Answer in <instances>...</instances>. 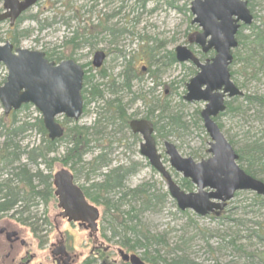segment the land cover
<instances>
[{
    "label": "rangeland",
    "instance_id": "374dc122",
    "mask_svg": "<svg viewBox=\"0 0 264 264\" xmlns=\"http://www.w3.org/2000/svg\"><path fill=\"white\" fill-rule=\"evenodd\" d=\"M105 1L108 0H39L14 27L10 28L7 23L0 24V45L5 41L12 43V38L15 36L18 41L15 47L42 52L48 57L58 54L57 57L72 59L78 65L87 67L84 70L87 72L93 70L91 60L94 52L102 50L106 58L99 71H104L107 78L101 79L98 73L89 72L95 76L94 82L100 85L113 80L120 83L119 73L124 60L133 61L135 70L140 76V83L133 82L132 90L135 92L142 89L143 94L151 90L150 93L154 97L169 101L172 111L180 115V127L183 129L176 130L173 136L166 139H159L156 136V147L174 183L186 193H192L195 188L191 186L190 190H186L181 174L175 173L169 167L163 143H171L180 157L191 158L196 163L208 158L209 138L199 117L204 105L187 104L182 100L186 84L197 71L190 63H175L160 68L161 71L154 74L158 64L155 62L152 64L155 58L165 57L167 53L173 54L178 46H185L199 54L198 47L189 43V39L193 40L200 32L196 25L191 24L192 0H110L111 3L108 1L103 6ZM169 2L171 5H167ZM253 3L255 5L253 16L256 17L253 24H257L260 18L264 17V0H254ZM1 4L0 1V11ZM135 5L139 7L143 5V8L131 12ZM116 7H123L124 12L122 11L121 15L112 21L110 16ZM12 31H14L13 35ZM74 33L86 39L85 44L77 49L64 44ZM248 33L246 29L242 30L243 35L246 36ZM153 46L159 50V54L151 59L147 52L148 48ZM233 71L235 74L232 82L244 95L262 94L263 74H258V80H251L237 63L230 67V73ZM5 78L6 70L2 67L0 86ZM131 97L132 95L126 96L123 101L127 103V114L131 118H143L147 107H144L140 100L136 99L132 102L133 97ZM104 99H110L107 93L104 94ZM227 103L237 107V111L218 116L216 123L236 154L245 157L246 147L251 140L260 138L264 140V107L246 105L242 102V98L230 99ZM101 104L102 102H99L88 106L86 113L76 123L65 120L63 116H58L56 120L65 131L74 124L92 127L100 113L97 105L101 106ZM15 113L16 126L23 123L36 125L37 120L41 118L39 112L32 106ZM3 116V108L0 104V117ZM8 120L11 122L12 114L9 115ZM113 129V127L106 128L107 134L103 141L91 144L89 152L83 157L86 164L77 165L71 170L69 166L63 167L60 162H55L52 164L50 174L53 176L59 170L66 169L73 177L75 175V182L79 187L99 183L102 179L98 176L99 173L88 175L87 172L92 168L89 164L100 153L103 155V160L110 162V168L120 165L123 169L133 168L127 178L126 188L132 189L147 184L157 199L150 209L144 211L139 209V202L130 203L137 210L130 213V216H136V219H132V225L136 224L137 230L147 233L162 243L161 245L150 243L147 252L145 249H140L128 253L123 249L124 252L138 256L145 264H151V259L160 264L157 258L162 260L183 258L184 264H264L261 256L264 252V207L256 202L253 193L239 192L218 216L210 214L206 217H198L191 211L183 214L170 198L165 181L139 155V143L130 131L124 129L115 133ZM1 132L0 150L5 135L4 130ZM16 140L19 141L21 148L30 149L40 143L41 137L33 131H28L19 134ZM66 145L67 140L57 143L56 152L50 156L51 159H60L65 154ZM21 162H26V156L21 157ZM241 169L244 170V167ZM102 172H106V169ZM43 174H46V170ZM259 175L264 183V173ZM124 191H118L119 196L114 193L107 195L109 201L118 205L119 215L123 211H128L130 207L125 200L122 203L118 200ZM94 205L100 215L95 239L89 237L88 230L75 223H67L59 217L60 210L57 208L55 198L48 200L45 205L40 203L30 208L33 215L47 222L44 225L47 239L44 238L42 243L33 236L29 227L15 222L11 214L1 216L0 227L16 231L20 240L12 245L6 241L4 234H0V264H25L28 260L30 264H54L51 251L60 238L71 257V264H83L89 259L95 260L97 264L103 261L105 264H123L116 253L121 247L116 244V238L111 237L109 226L112 224L107 209L104 205ZM41 220L38 224L42 222ZM12 248L16 253L13 263ZM102 250H106L105 254L101 253ZM259 257L262 259L260 260Z\"/></svg>",
    "mask_w": 264,
    "mask_h": 264
},
{
    "label": "water",
    "instance_id": "95a60500",
    "mask_svg": "<svg viewBox=\"0 0 264 264\" xmlns=\"http://www.w3.org/2000/svg\"><path fill=\"white\" fill-rule=\"evenodd\" d=\"M37 1L2 0L0 23L8 20L12 27ZM190 13L193 17L191 24L200 30L194 37L195 44L203 53L212 50L214 57L201 64L186 47L178 46L174 49L175 60L177 63L191 62L198 69L186 85L183 100L204 104L200 118L210 140L207 151L211 157L195 163L190 158H181L174 145L164 142L163 146L170 167L189 180L196 188L195 192L185 193L171 180L156 150L150 122L132 120L128 127L132 134L141 137L140 156L165 180L169 196L177 208L205 217L214 212L217 215L238 192H251L264 198V183L238 167V156L213 120L225 110L224 98L243 95L230 80L228 68L232 62L231 51L237 47L235 36L241 26L252 24V15L244 0H193ZM103 60L104 54L96 52L92 66L99 68ZM0 64L7 71L6 80L0 87V104L5 115L22 105H32L41 114L43 128L51 141L63 135V129L55 122L57 116L63 115L73 122L79 120L83 111L81 89L84 74L72 60L55 65L48 62L41 52L14 49L6 42L0 46ZM52 185L57 207L61 210L59 216L96 233L98 210L87 203L70 172L63 169L56 172ZM15 236V233L7 234V241L16 242L18 239ZM117 253L124 263L144 264L136 255L125 254L122 250H117ZM52 255L64 256L62 264H69L70 258L62 246L56 248Z\"/></svg>",
    "mask_w": 264,
    "mask_h": 264
},
{
    "label": "trees",
    "instance_id": "16d2710c",
    "mask_svg": "<svg viewBox=\"0 0 264 264\" xmlns=\"http://www.w3.org/2000/svg\"><path fill=\"white\" fill-rule=\"evenodd\" d=\"M253 1L254 0H248V7L252 14L253 7L255 6ZM167 5H171V3L169 2L167 3ZM253 18L254 20L256 19L255 16H253ZM21 20L22 17L18 19L17 23H19ZM243 29L249 31L246 36L242 34ZM13 32L14 31H12V35ZM80 37L82 36H77V33H74L71 38L66 39L64 44H69L74 49H77L78 45L75 44V42ZM236 40L238 42V46L233 52L232 66H235L236 63L238 65H241V69L246 73L247 77L250 76L251 80H258V74L264 75V17L260 18L257 24L252 23V25L248 28L242 27L237 34ZM17 42L18 41L16 40L15 36H13L12 44L17 45ZM158 52L159 50L155 46H153L148 48L147 54H149L151 59H154L155 55L159 54ZM47 59L49 61H52L51 57L47 56ZM153 62L158 64L154 71L155 74L161 71L160 68L175 64V59L172 53H167L165 57L155 58L154 60H152V64ZM97 73L101 79L107 78L104 71H97ZM233 74H235L234 71L233 73H230L231 78L233 77ZM121 79L122 80L119 84H115L112 82L111 84H105V88H107V90L109 88L113 90L110 91L113 97L106 100L104 99V88L100 89L98 88V86H93V77H84L82 89L84 113H86L88 106H90L91 104L102 102L101 106L97 105V110H100V113H98V119L104 113L102 118H105L106 121L105 128L96 131L95 127L97 126V122L96 126L94 127L78 126L74 124L72 128L68 129L67 131H64V134L61 139L57 141H49L46 138V133L43 129L40 120H37L36 125H30V127H36L37 131L45 136L46 140L44 139L45 141L43 143L47 144L46 150H51L52 152H55L56 149L54 146L60 141L67 140V145L65 148V158H63V160L57 158L49 159V161H47L48 167L46 169L48 175L43 176L41 173L37 175L38 178L43 179L41 183L45 185L46 192L36 191L33 184H31L30 186L26 185L25 187L19 190H13L11 185L13 179L11 180L8 176L3 175V170H7V168L10 167L11 164L12 171L9 170V172L12 173V178H15L17 175H19L18 172L21 171L19 167L13 166L14 164L11 163V161L7 160V153L12 152V155L14 156L15 153L19 151V147L15 143H13V140L19 134L25 131V125H15L16 113L12 114L11 122H8L9 117H0V127L2 130L5 131V134L7 135V138L5 139L2 145L3 148L0 150V200L4 201L0 205V209H8L9 207L10 210L11 207L13 208L14 206H16V204H18L19 208H25L23 200L26 199L27 201H33L37 197H42L43 201L47 203L48 200L53 198L50 174L53 163L60 162L63 167L69 166L71 170H74L75 165L81 163L83 157L89 152L91 144L103 141L104 137L106 136L105 130L107 127H115L119 130L118 133L120 131H123L124 129L128 130L127 125L131 117L127 114L125 104L123 103V99L125 97H121L124 93H126L125 95L128 97L129 95H132L133 98L131 97V101H134L136 99L140 100L145 106H148L150 108V110L143 118L153 122L154 132L159 139H166L168 137H171L175 134L176 130L180 128L183 129L182 127H180V115L175 114L172 111L169 101H162L160 98L154 97L152 93H150L151 90L144 94L142 93V89L139 91L135 90V92L132 90V83L137 81L139 84L140 76L136 72L135 67L133 63H131V61L127 62V66L125 67V70L122 73ZM242 102L246 105H260L264 107V93L244 95L242 97ZM27 107L28 106H24V108ZM226 109H229V113H235L237 111V107L230 106V103L226 104ZM98 119L96 120L98 121ZM93 130L94 133H91ZM133 138L138 140L136 136H133ZM261 141L262 140L259 139L258 141H254V143L249 144L246 147L247 155L245 157H243L241 154L238 155V165L240 166V168L244 167V172L247 175L259 180H261L259 173L264 172V140L262 142ZM4 153H6V156ZM102 160L103 155L100 153L97 157L93 159L92 163L89 165H98ZM132 171V167H129L124 170L122 169V177L118 178L116 176L117 171L113 170L105 175L106 177L102 182L90 184L86 187L82 186L81 189L84 193L85 198L90 203L100 204L106 207V212L109 216L108 218L110 219V223L112 224L109 226L112 232L111 237L112 239L117 237V245H119L128 253L140 249H145V252H147V250L149 249L148 246H150L149 244H159V240L147 235V233L145 232L137 230V225H132V219H136V217L130 216V213L123 212L119 215L118 209H116V205H113V203L107 198V195L112 193L114 190L122 189L123 181H125L129 177ZM22 173L23 172L21 171V174ZM30 177L31 175L26 176L25 179L28 180ZM110 177L112 178V180H108V178ZM183 182L185 189L190 190V183L186 180H184ZM145 185L146 184L139 185V187L133 190L131 193V199H134L135 201L140 203L139 209L141 208V211L150 209L153 202L157 199L152 193L148 191V189H146ZM124 194L125 193H123L122 197L118 199L121 203L124 200ZM256 199V202L261 204V206L263 207L264 199L258 197H256ZM25 203L27 204V202ZM111 208H113V210ZM12 210L14 211H12V215H10L11 218L18 224L29 227L33 236L36 239H41L39 235L42 233V228L44 227V225L47 224V222L44 220L39 223V225V221L36 219V217L31 215V213L28 211V208H25V210ZM129 210L131 209L129 208ZM183 214L187 213L184 212ZM1 216L3 215L0 214V217ZM262 254L263 255L261 256L264 260V252ZM262 258H260V260ZM172 260L174 261H160V264H182V262H185L183 258H177L176 260ZM91 261L92 259H89L83 264H93ZM101 264H105V261H103ZM151 264H157V262L154 259H151Z\"/></svg>",
    "mask_w": 264,
    "mask_h": 264
},
{
    "label": "bare ground",
    "instance_id": "6f19581e",
    "mask_svg": "<svg viewBox=\"0 0 264 264\" xmlns=\"http://www.w3.org/2000/svg\"><path fill=\"white\" fill-rule=\"evenodd\" d=\"M109 2H110V0H108ZM108 1H105V3L103 4V6L104 5H106V3L108 2ZM111 3V2H110ZM134 7V6H133ZM127 8H129L128 6H127ZM131 8V7H130ZM140 8H143V5L142 6H136L135 5V8H133L132 9V11L131 12H134V10H136V9H140ZM124 12V9H123V7H116L115 8V11H112L113 13H111V16H110V19L113 21V20H115V19H117L120 15H121V12ZM85 39H83V37H80L79 39H77L76 40V42H75V44H77L78 45V47H80V45H84L85 44ZM236 43H237V46H238V42L236 41ZM54 57H51V60L54 62V63H60V62H62L63 60H65V59H62V57H57L58 56V54L56 55V54H54L53 55ZM127 62H128V60H124V64H123V66H122V68H121V71H120V73H119V76L121 75L122 76V73L124 72V70H125V67L127 66ZM131 63H133V61H131ZM176 63V62H175ZM91 67H92V65H91ZM0 68H2V66L0 65ZM87 67H84V70L86 69ZM92 69L93 70H90L91 72H96L97 73V71L98 70H96V69H94V67H92ZM89 72V71H88ZM87 71H85V75H84V77L85 76H89V77H93V82H92V85L93 86H98V88H104V90H105V93H107V95H109V97L110 98H112L113 96H112V94L110 93V91H113L111 88H109L108 90H107V88H105V83L103 84V85H100L99 83H95L94 82V78H95V76L93 75V74H90V73H88ZM98 75V74H97ZM121 76H120V78H121ZM100 77V76H99ZM122 80V79H121ZM112 83H115V84H119V83H116V81H111ZM111 82L109 83V84H111ZM262 93H264V90H263V92ZM126 93H124L121 97H126V95H125ZM123 101H124V99H123ZM133 102V101H132ZM125 104V107H126V109H127V103L125 102L124 103ZM191 104H193V103H191ZM143 106L144 107H147V111H146V114H147V112L150 110V108L148 107V106H145L144 104H143ZM225 107H226V105H225ZM29 108V106L27 107V108H21V110H26V109H28ZM228 110V111H227ZM102 112V111H101ZM229 113V109H226L225 108V110L222 112V113H220V114H218V116H220V115H222V114H224V113ZM145 114V115H146ZM144 115V116H145ZM96 122H97V126H96ZM24 125H25V131L24 132H35L38 136H40L41 137V141H40V143L38 144V145H36V146H33V147H31L30 149L29 148H27V147H24V148H21V145H20V143H19V141H17L16 140V138H14V140H13V143H15L18 147H19V151H17V153H15V155L13 156L12 155V152H8L7 153V160H9V161H11V163H13L14 165L13 166H16V167H19V169L23 172L22 174H21V171H19L18 173H19V175H17L15 178H12V173H10L9 172V170H11L12 171V164L10 165V167H8L7 168V170H3V175H6V176H8L11 180H12V183H11V185H12V189L13 190H19V189H22L23 187H25L26 185H31V184H33V186L35 187V190L36 191H44V192H46V188H45V185L43 184V183H41L42 181H43V179L42 178H38L37 177V175L39 174V173H41L43 176H47L48 175V172H47V167H48V163H47V161H49V159H51V155L52 154H54L51 150H46V143H43L46 139H45V136L43 135V134H41L40 132H38L37 131V129H36V127H30V125L29 124H27V123H23ZM19 126V125H18ZM94 126H96L95 127V129H96V131L97 130H101V129H103V128H105L106 127V121H105V118H99L98 119V121L96 120L95 122H94V124L92 125V127H94ZM91 127V126H90ZM110 127V126H109ZM108 128V127H107ZM114 129H113V131L115 132V133H118V132H116V131H118V129H116L115 127H113ZM36 129V130H35ZM2 131V129H1V127H0V132ZM106 131V130H105ZM23 132V133H24ZM91 133H94V130L91 132ZM0 134H2V132L0 133ZM107 133L105 132V135H106ZM207 134V133H206ZM208 136V135H207ZM93 137H95V136H93ZM7 138V135L5 134L4 136H3V141H5V139ZM45 139V140H44ZM259 139H257V140H255V141H258ZM260 140H262L263 141V138H260ZM261 141V142H262ZM209 142H210V140H209ZM251 143H254V141L253 140H251ZM250 143V144H251ZM209 144V143H208ZM231 146V145H230ZM55 147V149L57 148V144L54 146ZM232 147V146H231ZM3 147H1V149H2ZM36 149V150H35ZM233 149V148H232ZM235 152V151H234ZM5 154V156H6V153H4ZM235 154H236V152H235ZM207 155H208V158L207 159H209L210 157H211V155L208 153V151H207ZM237 155V154H236ZM26 156V164L25 163H22L21 162V157H25ZM238 156V155H237ZM50 157V158H49ZM63 158H65V154H63L62 155V157L60 158V160H63ZM182 158V157H181ZM191 159V158H190ZM202 161V160H201ZM22 163V164H21ZM168 163H169V161H168ZM83 164H86L85 162H84V159H82V162L81 163H78V164H76L75 166H77V165H79V166H81V165H83ZM164 165V164H163ZM92 167V168H91ZM90 168L91 169H88V175L89 174H96V173H99V177H101L102 179H101V181L100 182H102L104 179H105V175L106 174H108L109 172H111V171H113V170H116L117 171V174H116V176L118 177V178H121L122 177V169H123V167L120 165V166H117V167H111L110 168V162L108 161V160H102L98 165H96V164H94L93 166H91ZM169 167H170V165H169ZM103 169H106V172H102V170ZM46 170V174H43V172ZM124 170V169H123ZM262 173H264V172H262ZM261 174V173H260ZM24 175V176H23ZM29 175H31V177L27 180V179H25V177L26 176H29ZM35 176H36V178H35ZM32 177H34V178H32ZM51 177H52V175H51ZM108 180H112V178L110 177V178H108ZM256 180H258V181H261V180H259V179H256ZM126 181H127V179L125 180V181H123V185H122V189H121V191L122 190H125L123 193H125L124 194V200H125V203H127L130 207V209H133V210H129L128 209V211H123V213H131L132 211H134V210H136L135 209V207H133L130 203H135V202H137V201H135L134 199H131L132 197H131V193H132V191L133 190H135V189H137L139 186H137V187H135V188H132V189H129V188H126ZM262 182V181H261ZM30 183V184H29ZM91 184H93V183H91ZM167 185V184H166ZM146 186V189H148V191L150 192V193H152V190H150L151 188H149V186L146 184L145 185ZM191 186H193V185H191ZM194 187V186H193ZM195 188V187H194ZM10 189V188H9ZM118 191H120V190H114L112 193H114V195L115 194H118V196H119V193H118ZM122 193V194H123ZM122 194H121V196L119 197V199L122 197ZM153 194V193H152ZM26 200V199H25ZM25 200H23L24 201V204H25V208H28V211L31 213V211H30V208L31 207H34V206H37L38 204H42V205H45L46 204V202L45 201H43V198L42 197H37V198H35V200H33V201H25ZM4 201L3 200H0V205L3 203ZM25 202H27V204L25 203ZM112 204V203H111ZM113 205H116V209H118L119 207H118V205L117 204H113ZM264 207V206H263ZM262 207V208H263ZM25 208H19V206H18V204H16V206H14L13 208L11 207V209L9 210V207H8V209L7 208H5V209H0V214L1 215H6V214H12V211H14V210H12V209H17V210H25ZM112 210H113V208H111ZM119 210V209H118ZM137 211V210H136ZM139 212V211H138ZM31 215H33L32 213H31ZM33 216H35V215H33ZM36 217V216H35ZM136 217V216H135ZM36 219L40 222V220L41 219H39V218H37L36 217ZM42 221V220H41ZM117 232V231H116ZM118 233V232H117ZM111 234H112V232H111ZM117 238V237H116ZM159 243H160V245H161V241H159ZM157 260L158 261H161L162 260V258H157ZM171 261H174V260H172V259H170ZM176 260V259H175ZM184 260V259H183ZM162 261H168V260H162ZM93 264H97L96 263V261L95 260H92L91 261ZM182 264H184L183 262H182Z\"/></svg>",
    "mask_w": 264,
    "mask_h": 264
},
{
    "label": "flooded vegetation",
    "instance_id": "af4514ba",
    "mask_svg": "<svg viewBox=\"0 0 264 264\" xmlns=\"http://www.w3.org/2000/svg\"><path fill=\"white\" fill-rule=\"evenodd\" d=\"M189 43H193L194 45H196L195 44V42H194V38H193V40L192 39H189ZM197 46V45H196ZM198 47V49H199V54H196L195 52H193L191 49H189L191 52H192V54L195 56V58L196 59H198V61L201 63V64H204L206 61H209V60H211L213 57H214V52L212 51V50H210V51H207L206 53H203L202 52V49L199 47V46H197ZM100 51H102V50H100ZM103 52V51H102ZM104 54H105V52H103ZM105 57H106V54H105ZM191 64V63H190ZM192 66H193V68L197 71V69H196V67L193 65V64H191ZM142 71H143V69H142ZM227 101L228 100H226V102H224V105H226V103H227ZM136 118H133L132 120H135ZM139 119H141V118H139ZM12 232H16V231H12V230H10L9 231V229L7 228V227H0V234H4V236L6 237V234L7 233H12ZM42 236H41V243H42V240H44V238L45 239H47V236H46V232L43 230L42 231ZM16 236L18 237V241L20 240L19 239V234L16 232ZM89 237L90 238H92V239H95L96 237H95V235H92V234H90L89 233ZM21 244H23L22 242H21ZM13 245V244H12ZM42 245V244H41ZM60 246H62L63 248H65V250H66V246L64 245V242H63V240L60 238L59 239V241L57 242V244L56 245H54V247H53V250L54 249H56V248H59ZM53 252V251H52ZM66 252L68 253V251L66 250ZM105 252H106V250L105 251H103L102 252V254H105ZM15 256H16V253H15V251L13 250V248H12V263L14 262V260H15ZM7 257H9V255L7 256ZM65 259V257L64 256H62V257H59L58 259L57 258H53V262H54V264H56V262L58 261L59 262V264H62V262H63V260ZM25 264H30V260H28V261H26V263Z\"/></svg>",
    "mask_w": 264,
    "mask_h": 264
}]
</instances>
